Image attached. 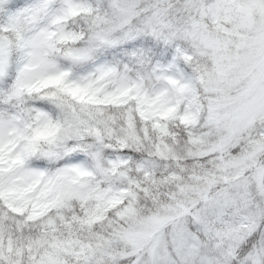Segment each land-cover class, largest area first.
I'll return each instance as SVG.
<instances>
[{
	"label": "snow or ice",
	"instance_id": "6c2138e0",
	"mask_svg": "<svg viewBox=\"0 0 264 264\" xmlns=\"http://www.w3.org/2000/svg\"><path fill=\"white\" fill-rule=\"evenodd\" d=\"M0 264H264V0H0Z\"/></svg>",
	"mask_w": 264,
	"mask_h": 264
}]
</instances>
